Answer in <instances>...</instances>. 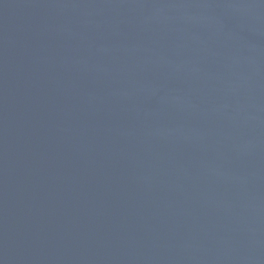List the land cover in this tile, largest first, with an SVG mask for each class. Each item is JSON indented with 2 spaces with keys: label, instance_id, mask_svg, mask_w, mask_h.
<instances>
[{
  "label": "water",
  "instance_id": "1",
  "mask_svg": "<svg viewBox=\"0 0 264 264\" xmlns=\"http://www.w3.org/2000/svg\"><path fill=\"white\" fill-rule=\"evenodd\" d=\"M0 264H264V0H0Z\"/></svg>",
  "mask_w": 264,
  "mask_h": 264
}]
</instances>
